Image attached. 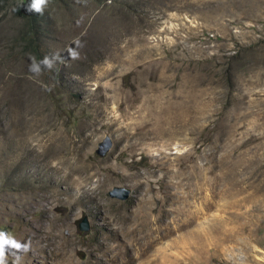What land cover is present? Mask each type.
<instances>
[{
  "label": "rangeland",
  "instance_id": "374dc122",
  "mask_svg": "<svg viewBox=\"0 0 264 264\" xmlns=\"http://www.w3.org/2000/svg\"><path fill=\"white\" fill-rule=\"evenodd\" d=\"M76 5L60 80L0 14L3 264H264V0Z\"/></svg>",
  "mask_w": 264,
  "mask_h": 264
},
{
  "label": "trees",
  "instance_id": "16d2710c",
  "mask_svg": "<svg viewBox=\"0 0 264 264\" xmlns=\"http://www.w3.org/2000/svg\"><path fill=\"white\" fill-rule=\"evenodd\" d=\"M78 1L85 2V0H45V3L41 4L39 10H37L32 7L34 0H0L1 16L12 14L14 18H20L23 22L19 33L14 36L17 37L16 44L20 43L23 46V55L34 58L44 72L48 67L46 64L48 62L52 66L53 76L57 80H60V72H64L68 65L67 61L58 57L54 51L55 38L60 34L56 22L60 16H65L66 12L69 14L73 12ZM86 1L95 2L98 5L109 1V4L112 5L115 0ZM70 82L71 79L67 78V83L70 84ZM51 89L52 86L48 85L47 90L50 91ZM55 92L64 96L70 93V91Z\"/></svg>",
  "mask_w": 264,
  "mask_h": 264
},
{
  "label": "water",
  "instance_id": "95a60500",
  "mask_svg": "<svg viewBox=\"0 0 264 264\" xmlns=\"http://www.w3.org/2000/svg\"><path fill=\"white\" fill-rule=\"evenodd\" d=\"M113 147L112 139L107 136L102 142L99 143L97 153L101 156L107 154ZM131 190L127 187L116 186L110 191V196L121 200L128 199ZM80 229L87 231L89 229V223L87 218H84L80 223Z\"/></svg>",
  "mask_w": 264,
  "mask_h": 264
},
{
  "label": "bare ground",
  "instance_id": "6f19581e",
  "mask_svg": "<svg viewBox=\"0 0 264 264\" xmlns=\"http://www.w3.org/2000/svg\"><path fill=\"white\" fill-rule=\"evenodd\" d=\"M229 242L233 243V247H231L234 250L242 249L243 247L247 248V251L252 253L253 252V241H257L258 238L255 235L245 236V237H229L227 239ZM229 246V245H228Z\"/></svg>",
  "mask_w": 264,
  "mask_h": 264
},
{
  "label": "clouds",
  "instance_id": "9594fccd",
  "mask_svg": "<svg viewBox=\"0 0 264 264\" xmlns=\"http://www.w3.org/2000/svg\"><path fill=\"white\" fill-rule=\"evenodd\" d=\"M43 3H45V0H34V4L32 5V7L37 9V10H39L40 5L43 4ZM37 4H38V7L35 6ZM18 247H19V245H18ZM3 256H4L3 249L0 248V264H3Z\"/></svg>",
  "mask_w": 264,
  "mask_h": 264
},
{
  "label": "snow or ice",
  "instance_id": "6c2138e0",
  "mask_svg": "<svg viewBox=\"0 0 264 264\" xmlns=\"http://www.w3.org/2000/svg\"><path fill=\"white\" fill-rule=\"evenodd\" d=\"M35 6H37V7H38V4H37V5H35ZM4 243H7V241H6V240H4L2 237H0V245H2V244H4ZM17 247H18V245H17Z\"/></svg>",
  "mask_w": 264,
  "mask_h": 264
}]
</instances>
